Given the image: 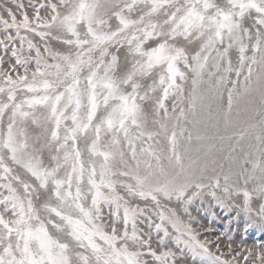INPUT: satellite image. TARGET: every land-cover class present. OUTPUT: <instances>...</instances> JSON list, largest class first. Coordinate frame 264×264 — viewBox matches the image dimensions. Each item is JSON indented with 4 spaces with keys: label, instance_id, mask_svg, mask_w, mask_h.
Masks as SVG:
<instances>
[{
    "label": "snow or ice",
    "instance_id": "obj_1",
    "mask_svg": "<svg viewBox=\"0 0 264 264\" xmlns=\"http://www.w3.org/2000/svg\"><path fill=\"white\" fill-rule=\"evenodd\" d=\"M0 51V264H264V0H0Z\"/></svg>",
    "mask_w": 264,
    "mask_h": 264
},
{
    "label": "rangeland",
    "instance_id": "obj_2",
    "mask_svg": "<svg viewBox=\"0 0 264 264\" xmlns=\"http://www.w3.org/2000/svg\"><path fill=\"white\" fill-rule=\"evenodd\" d=\"M0 55H3L2 51H0ZM7 59H8V56H5V60ZM5 67H7V65H5ZM197 205H198V202H197ZM195 207L196 205L193 206L194 215L197 214L195 212ZM213 210L218 214V217H219V218L212 220V228L214 229V234L220 231H225L227 229L231 232V234L234 236V239L238 242L241 239V236L243 234V221L241 220L238 223H234L233 225H231L229 229V226L226 223L228 217L224 215V212L218 207L214 208ZM199 215L205 216L207 217V219H211V216L209 213L201 212L199 213ZM207 219H205V223H207ZM257 238L264 239V234H262L258 229H249L248 239L246 243L251 245L254 242V240ZM225 243H226V240H225ZM233 246L236 247V245H233Z\"/></svg>",
    "mask_w": 264,
    "mask_h": 264
}]
</instances>
